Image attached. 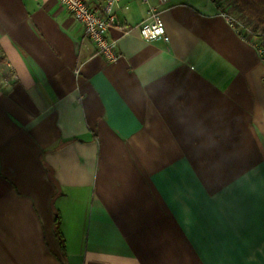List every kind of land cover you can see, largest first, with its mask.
Returning <instances> with one entry per match:
<instances>
[{
	"label": "crops",
	"instance_id": "1",
	"mask_svg": "<svg viewBox=\"0 0 264 264\" xmlns=\"http://www.w3.org/2000/svg\"><path fill=\"white\" fill-rule=\"evenodd\" d=\"M223 12L120 0L109 62L57 0H0V264H264V49Z\"/></svg>",
	"mask_w": 264,
	"mask_h": 264
},
{
	"label": "built area",
	"instance_id": "2",
	"mask_svg": "<svg viewBox=\"0 0 264 264\" xmlns=\"http://www.w3.org/2000/svg\"><path fill=\"white\" fill-rule=\"evenodd\" d=\"M61 6L67 9L72 16L80 22L84 27L85 36L95 45L98 54L102 55L107 61H117L121 56L116 48V41L109 39L107 33L115 24V7L120 0H104V4L100 12L94 11L88 0H57ZM147 1V0H143ZM160 5H165L169 0H159ZM223 15L241 34H253L246 25L230 13L223 12ZM135 28L138 29L140 36L148 41L166 38V29L161 20L159 7L151 6L149 9V17L139 23ZM127 29L125 32H132L133 29ZM254 35V34H253ZM257 41V35L253 36ZM7 68H12L9 62L5 63ZM1 76V74H0ZM1 81L6 83L8 77L2 75Z\"/></svg>",
	"mask_w": 264,
	"mask_h": 264
},
{
	"label": "trees",
	"instance_id": "3",
	"mask_svg": "<svg viewBox=\"0 0 264 264\" xmlns=\"http://www.w3.org/2000/svg\"><path fill=\"white\" fill-rule=\"evenodd\" d=\"M221 3L224 11H233L248 21L255 30L264 33V0H216ZM230 7V9H228ZM246 37L247 34L245 33ZM249 37V36H248ZM252 41L254 39L250 38ZM255 41V40H254ZM256 44L264 49V35L258 37Z\"/></svg>",
	"mask_w": 264,
	"mask_h": 264
},
{
	"label": "rangeland",
	"instance_id": "4",
	"mask_svg": "<svg viewBox=\"0 0 264 264\" xmlns=\"http://www.w3.org/2000/svg\"><path fill=\"white\" fill-rule=\"evenodd\" d=\"M228 9H230V7H228ZM233 17L237 18L239 21H241L244 25H246L248 27V29H250L252 31L251 35H248L250 38H254L253 36L257 35V37H261L264 35V33L261 30H255L253 27V24L251 23V21L246 20L245 18H242L240 15L234 13L233 11H228ZM254 41V40H253Z\"/></svg>",
	"mask_w": 264,
	"mask_h": 264
}]
</instances>
